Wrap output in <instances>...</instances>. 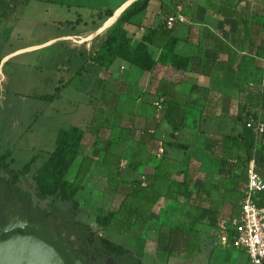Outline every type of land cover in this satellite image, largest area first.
<instances>
[{
	"label": "rangeland",
	"instance_id": "rangeland-1",
	"mask_svg": "<svg viewBox=\"0 0 264 264\" xmlns=\"http://www.w3.org/2000/svg\"><path fill=\"white\" fill-rule=\"evenodd\" d=\"M29 1V4H23L24 0H4L5 4L0 3V58L21 48L45 44L59 35L79 32L86 27L85 21L89 18V11L95 9L94 6L103 8L110 2V0H55L65 3L68 1L84 3L85 7L81 9L78 6L61 5L48 0ZM234 1L235 5L239 6L240 12L244 14L248 12L249 15L257 12L264 18V0ZM242 1L251 5L247 7L241 3ZM171 11L174 12L175 8ZM188 13L190 11H185V14ZM189 17L192 16L189 14ZM70 45V48L67 44L53 47L45 45L37 49V52L28 50L15 54L10 57L7 67L0 74V154L10 152L11 156L6 162L11 168L19 171L23 170L33 156H38V159L30 165L29 173L26 177H22V180H37L36 175L46 164L49 153L55 149L59 130L68 129L73 125L85 127L82 117L87 111H93V107L84 102L90 100L86 99L84 94L86 95L85 89L88 87L89 80L95 79L93 67L99 68V65L89 61L86 64L87 59L82 58L81 54L75 51L73 44ZM85 64L90 74L85 75L83 80L77 78L74 87L68 88L66 85L69 71L84 67ZM260 69L258 71L262 72L258 74L251 72L249 67H245L240 72L245 76V81L247 80L244 83L247 103L243 111L264 118V61ZM251 75H255L253 79L250 78ZM58 91L60 96L54 101L49 102L34 97L35 94H54ZM72 96H75L74 100L70 99ZM210 139L207 136L202 138L203 147L207 146V141ZM182 141L189 142L192 146L198 143V140L190 135L182 138ZM164 142L166 148H171L168 141ZM235 144L237 143L234 142ZM90 145L84 144L83 152L87 151ZM212 146H215L217 150V142H214ZM106 147L104 143L97 141V144L90 148L91 151L87 152L102 158ZM133 148L130 152L122 154V159L127 161L123 166L110 168L102 165L101 159L97 160L100 164L96 174L90 180H86V189L76 197L80 207L76 210L74 217L70 216L74 208L73 202H63L56 196H50L42 202V205L55 206L62 218L53 219L51 229L47 230L18 215V207L13 204L8 209L7 225L0 228V235L11 234L18 230L33 233L36 232V226H40L51 236L54 245L61 253L60 244L90 263L89 259L81 253V233L75 225V223H81L87 224L99 235L130 249L145 263L252 264L244 251L234 248L226 249L220 244L217 228L211 227L209 220H205L199 227L201 245L207 242L210 247L204 246L198 258L191 259L181 252L169 257L157 248V239L161 231L169 230L176 225L191 229L197 216L196 210L202 205H214L219 210V217L222 218H227L231 212H234L239 199L234 197L232 192L225 191L229 184L228 179L219 173L222 151L218 153V156L215 154L214 157H209V168H203L199 162H194L195 160L192 159L195 158L192 157L194 153L189 155L187 152L178 151L177 158L181 161L176 165L169 162L170 158L167 156L163 157L159 180L187 178L194 193L191 201H185L183 197L173 194L161 196L158 202H151L149 221L146 223L141 219L137 220L129 233H120L99 226L96 223V216L102 211L119 209L125 194L129 191L130 184L135 180L143 181L144 177L154 180L152 175L143 168L150 164L148 160L147 163L144 162L147 152H143L138 144ZM235 156L240 159L241 164L238 165L240 171L244 166L245 157H241L238 151ZM252 157L258 160V151L254 150ZM154 163L155 160L151 161V165ZM28 185L25 183V186ZM209 187H213L214 192L212 197L208 198L204 196V189ZM198 189H202L201 195L198 194ZM135 203L139 202L129 199L125 209L122 210V215L126 217L129 207L135 206ZM14 217L16 222L14 221L11 225V219ZM70 219L71 223L68 222ZM63 256L67 260L64 254ZM99 264L120 263L115 259H106L99 261Z\"/></svg>",
	"mask_w": 264,
	"mask_h": 264
},
{
	"label": "crops",
	"instance_id": "crops-1",
	"mask_svg": "<svg viewBox=\"0 0 264 264\" xmlns=\"http://www.w3.org/2000/svg\"><path fill=\"white\" fill-rule=\"evenodd\" d=\"M135 1L137 0H110L107 4L109 7L94 6L95 9L89 11V18L85 21L86 27L79 32L59 35L45 44L32 45L3 55L0 58V74L13 55L28 50L37 52V49L45 45L53 47L67 44L70 48V44H73L75 51L87 59L86 64L88 61L92 63V57L101 48L109 32ZM57 2L61 5L78 6L81 9L85 7L84 3L80 2ZM241 3L247 7L251 5L245 1ZM219 4V0H151L144 12L123 24L124 29L133 34L137 41L142 40L149 28L159 30L153 36V43L149 45L150 51L159 60L168 39L165 32H160V28L170 15L177 14L181 8L184 21L178 22L173 28V35L179 38L176 52L185 56L201 55L204 59L212 60L213 64L206 69V74L197 71L184 72L164 64L159 65L154 71H143L122 59H118L109 69L93 67L96 81L94 78L89 80L85 89L86 95L84 94L86 99H90L84 102L91 105L93 111H87L82 117L85 127L73 126H79L87 131V140L84 144H91L89 151L95 141H100L107 147L102 158L93 156L87 152L88 150L85 152L82 150L78 162L67 175L68 180H75L85 155L95 160L86 179L90 180L99 168L98 159L103 161L102 165L110 168L123 166L127 161L122 159V154L130 152L136 144L142 147L143 152H147L144 162L147 163L148 160L150 164L143 168L154 180H159L158 165L164 156L170 158L169 162L175 165L181 161L177 158L178 151L194 153L192 157L195 158L192 159L199 162L203 168H209V157H214L215 154L218 156L220 151H222L220 162L223 157L229 158L230 161L237 159L236 151L241 157H246V152L229 139L239 137L245 126L246 111L243 109L247 98L244 83L247 80L245 81V76L240 72L245 67H249L255 74L262 72L258 70H261L264 58L248 50V40L245 38L243 26H237L235 17L218 13ZM238 7L235 8L239 17L244 16ZM174 8L175 11L172 12ZM109 9L114 12L112 16L106 13ZM185 11L190 13L185 14ZM111 19H114L112 27L105 32L106 24ZM230 56L235 59L234 62L230 60ZM86 64L84 68L69 71L66 85L68 88L74 87L77 78L83 80L85 75L90 74L85 68ZM253 76L255 75H251L250 78L253 79ZM160 97L166 99L164 110H159L155 106ZM70 99L74 100L75 96ZM173 103L181 106L180 110L185 108V112L190 116L187 127L176 133V139L171 137L172 127L165 118L167 106ZM187 135L198 140L196 146L182 141ZM206 136L211 139L207 141V146L203 147L201 141ZM164 141H168L171 148H166ZM173 141L190 144V148L187 151L177 149L171 145ZM214 142H217V150L212 146ZM161 144L165 147V153L160 157ZM263 145L264 136L256 142L255 150H260ZM262 152L264 153V150ZM153 160L155 163L151 165ZM257 164L259 172L264 175V162ZM204 246L210 247L209 243L205 242L202 250ZM200 253L193 259L198 258Z\"/></svg>",
	"mask_w": 264,
	"mask_h": 264
},
{
	"label": "trees",
	"instance_id": "trees-1",
	"mask_svg": "<svg viewBox=\"0 0 264 264\" xmlns=\"http://www.w3.org/2000/svg\"><path fill=\"white\" fill-rule=\"evenodd\" d=\"M150 1L137 0L125 10L117 24L109 32L101 48L92 57L93 63L104 69H109L118 59H122L143 71H154L159 65L164 64L184 72L197 71L206 74V69L213 64V61L204 59L201 55L185 56L177 53L176 47L179 38L173 35L174 29H168L166 23L160 28V32H165L168 39L159 60L155 58L149 49V45L153 43V36L159 30L149 28L142 40L137 41L133 34L124 29L123 24L144 12L149 7ZM53 2L60 4L57 1ZM219 2L218 13L235 17L237 26L242 25L244 28L245 38L248 40V50L255 52L260 58H264V18L261 14L255 12L249 15L247 12L244 16L239 17L233 0H219ZM0 3L5 4L4 0H0ZM29 3V0H24L23 4ZM106 13L108 16H112L114 12L109 9ZM230 60L235 61L232 56H230ZM59 96L60 91L54 94L34 95L38 99L49 102L54 101ZM180 107L177 103H173L167 106L165 112V118L172 127L171 137L174 139H176L177 132L187 127L190 118L189 113L185 112V108L180 110ZM179 110L181 113H179ZM87 135V131L79 126L60 129L56 138L55 149L49 153L46 164L36 175L37 180H22V177H26L29 173L30 165L38 159L37 155L33 156L23 170L19 171L11 168L9 163L6 162L11 156L10 152L0 154V228L7 225L8 209L11 205L16 204L18 215L30 223L50 230L53 219L62 218L55 206L42 205V202L50 196H56L63 202H73L74 208L70 212V216H75L76 210L80 207L76 197L86 189L85 182L95 164V160L89 155H85L75 180H68L67 175L78 162ZM229 139L233 143H237L235 145L246 152V157L243 160L244 166L240 171L238 169V165L241 164L239 158H237V163H233L229 158L223 157L219 168L220 175L228 179L229 184H227L225 191L232 192L231 194L239 199L236 202V209L230 213L237 214L240 199L247 185L245 164L256 149V140L253 131L247 128L246 125L239 137ZM96 144L97 141L93 143L94 146ZM171 145L184 151L190 148L189 144L178 141L171 142ZM263 150L264 145L258 150L259 159L257 162H264ZM161 166L162 162L158 165V170ZM134 168L136 169V166ZM157 175L159 174L157 173ZM25 183L29 185L25 186ZM201 192L202 189H198L199 195H201ZM204 192V196L212 197L213 187L204 189ZM170 194L183 197L185 201H191L194 196L187 178L184 180H148L147 186H143L142 181L135 180L129 185V191L125 194L120 208L108 212L102 211L96 216V223L101 227L110 228L120 233H129L134 228L137 220L141 219L146 223L149 221L151 202H158L161 196ZM129 199L139 203L130 206L125 217L122 215V210L125 209ZM196 215L193 226L189 230L181 225H176L169 230L161 231L157 239L158 250L166 253L169 257L181 252L192 259L195 258L202 251L199 226L205 220H209L210 226L217 228L219 210L211 204L208 206L202 205L196 210ZM68 222L71 223V219ZM75 225L81 233V253L89 259L90 264H99V261L110 258L115 259L120 264H150L137 258L130 249L92 231L87 224L75 223ZM19 233L23 234V231H19ZM8 235V233L3 234L2 239H6Z\"/></svg>",
	"mask_w": 264,
	"mask_h": 264
},
{
	"label": "built area",
	"instance_id": "built-area-1",
	"mask_svg": "<svg viewBox=\"0 0 264 264\" xmlns=\"http://www.w3.org/2000/svg\"><path fill=\"white\" fill-rule=\"evenodd\" d=\"M184 16L180 8L177 14L168 17L167 27L172 29ZM166 99L160 97L155 106L164 110ZM245 125L253 131L256 142L264 136V118L245 112ZM165 147L159 148V156H163ZM237 163V159L232 161ZM247 185L239 202V212L229 214L227 218L219 217L217 232L219 242L224 248L244 251L252 264H264V175L258 170L256 157H251L245 164ZM143 186L148 179L143 178ZM112 260V259H109Z\"/></svg>",
	"mask_w": 264,
	"mask_h": 264
},
{
	"label": "water",
	"instance_id": "water-1",
	"mask_svg": "<svg viewBox=\"0 0 264 264\" xmlns=\"http://www.w3.org/2000/svg\"><path fill=\"white\" fill-rule=\"evenodd\" d=\"M69 264H83L78 255L62 248ZM0 264H68L55 247L51 236L42 227L36 226V234L11 233L0 239Z\"/></svg>",
	"mask_w": 264,
	"mask_h": 264
},
{
	"label": "flooded vegetation",
	"instance_id": "flooded-vegetation-1",
	"mask_svg": "<svg viewBox=\"0 0 264 264\" xmlns=\"http://www.w3.org/2000/svg\"><path fill=\"white\" fill-rule=\"evenodd\" d=\"M19 231H23V234H36V232H33V233H28V232H26V231H24V230H18L17 232H19ZM14 233H16V232H14ZM2 237H3V234L2 235H0V239H2ZM56 247V246H55ZM60 249L62 250V248L64 247L62 244H60ZM57 248V247H56ZM58 250H59V248H57ZM60 251V250H59ZM62 253L66 256V254L63 252V250H62ZM62 254V255H63ZM78 259H80V260H82L83 261V264H90V263H87V261L85 262V260L84 259H81V258H79V257H77ZM67 262L69 263V260H68V258H67ZM75 264H78V263H75Z\"/></svg>",
	"mask_w": 264,
	"mask_h": 264
},
{
	"label": "bare ground",
	"instance_id": "bare-ground-1",
	"mask_svg": "<svg viewBox=\"0 0 264 264\" xmlns=\"http://www.w3.org/2000/svg\"><path fill=\"white\" fill-rule=\"evenodd\" d=\"M113 21H114V19H111V20L106 24V27H105V29H104L105 32H107L108 30L111 29ZM92 34H93V33H92ZM15 220H16L15 217L11 219V225L13 224V222H14ZM15 222H16V221H15ZM14 226H15V225H14Z\"/></svg>",
	"mask_w": 264,
	"mask_h": 264
}]
</instances>
